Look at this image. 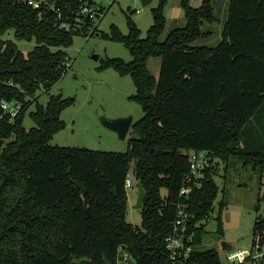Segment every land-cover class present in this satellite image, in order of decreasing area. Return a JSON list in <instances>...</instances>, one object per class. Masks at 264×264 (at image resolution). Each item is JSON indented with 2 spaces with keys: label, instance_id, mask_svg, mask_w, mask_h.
Instances as JSON below:
<instances>
[{
  "label": "trees",
  "instance_id": "16d2710c",
  "mask_svg": "<svg viewBox=\"0 0 264 264\" xmlns=\"http://www.w3.org/2000/svg\"><path fill=\"white\" fill-rule=\"evenodd\" d=\"M52 1L54 10L0 0V36L13 31V40L0 38V103L20 105L13 119L0 107V264H122L120 249L131 257L127 264H166L165 237L189 173V151L207 150L212 159L188 199L193 224L207 216L219 192L211 178L217 163L227 169L238 159L264 168V150L240 147L244 126L264 104V0H229L222 40L214 47L194 45L210 35L202 26L216 21L213 0L197 8L180 0L186 25L163 41L165 0L152 9L145 37L130 16L127 34L112 25L101 35L123 44L131 60L106 59L99 69L130 76V100L143 112L131 124L134 137L124 153L50 145L73 99L51 96L43 106L36 93L66 72L63 49L74 36L94 33L90 23L75 22L82 0ZM32 40L27 54L15 43ZM152 57L160 60L157 77L147 68ZM32 105L33 126L26 129ZM130 171L145 191L141 228L125 220ZM224 206L221 201L216 217L220 236ZM256 231L264 233V220L255 221ZM203 232L196 230L187 264H222L216 248L201 246Z\"/></svg>",
  "mask_w": 264,
  "mask_h": 264
},
{
  "label": "rangeland",
  "instance_id": "374dc122",
  "mask_svg": "<svg viewBox=\"0 0 264 264\" xmlns=\"http://www.w3.org/2000/svg\"><path fill=\"white\" fill-rule=\"evenodd\" d=\"M106 13L100 20L90 24L92 35L78 34L74 36L71 46L63 49L66 53L67 70L47 91L39 90L37 103L43 106L51 96L59 95L63 99L72 98L73 103L65 108L60 118L64 127L57 132L50 145L58 147L86 148L90 150L120 152L127 150L128 141L134 137L131 130L125 139L121 140L117 134L104 127L102 117L115 119L132 117V123L139 120L143 112L141 107L130 97L135 94V86L130 76H120L112 68L99 69L102 61L119 58L125 62L131 56L121 43L103 38L108 34L112 25L127 34V16H130L143 38L147 29L152 25V9L158 5V0H150L142 5L141 0H94ZM112 2V4H110ZM202 0H189L193 8L200 6ZM229 0H213L212 6L216 21L205 23L203 31L210 32L207 38L194 42L197 46L214 47L221 40V33L227 20ZM165 29L160 36L163 41L167 34L176 28L186 25L184 12L180 0H165L163 8ZM2 39L13 40V31L10 30ZM18 49L27 54L35 46V42L15 41ZM97 56L94 60L92 57ZM159 58H149L147 68L154 76H158ZM34 105L27 112L23 126L29 129L33 126L28 116ZM240 147L244 150H264V104L260 110L248 121L242 130ZM214 163V162H213ZM219 162L211 174L219 192L213 202L212 209L200 221L203 227V248H216L221 263H225L224 248L221 242L227 243L225 248L233 250L249 249L253 237V227L257 220H264V168L262 171L252 165H243L242 161L233 159L228 168ZM132 186L126 188L127 206L125 220L131 225L141 228V217L134 208L137 199V181L132 171L129 172ZM162 195L165 193L161 191ZM224 202L222 211L223 236L217 233L219 203ZM76 264H79L78 262Z\"/></svg>",
  "mask_w": 264,
  "mask_h": 264
},
{
  "label": "built area",
  "instance_id": "2783aa9c",
  "mask_svg": "<svg viewBox=\"0 0 264 264\" xmlns=\"http://www.w3.org/2000/svg\"><path fill=\"white\" fill-rule=\"evenodd\" d=\"M82 6L76 13L75 22L95 23L104 16L106 11L97 5L94 0H82ZM112 4V2H110ZM27 5L33 9L46 8L54 10L55 4L52 0H27ZM60 18V15L57 16ZM59 29H67V23H58ZM90 31V27L88 29ZM4 113L9 114L13 119L19 112L20 105L14 102L2 101L0 103ZM189 173L183 178L182 185L178 192L176 204V215L172 222L170 231L165 237V251L167 253L166 264H187L195 248L194 238L196 230L201 228L199 222L192 223V215L189 211L188 199L195 188H199L204 179V174L212 165V159L207 150L189 151ZM132 186V181L127 174L124 187ZM122 251L120 262L127 264L131 257L126 250ZM224 252L225 263L223 264H264V233L256 231L252 237L249 249L233 250L231 248L221 249Z\"/></svg>",
  "mask_w": 264,
  "mask_h": 264
},
{
  "label": "water",
  "instance_id": "95a60500",
  "mask_svg": "<svg viewBox=\"0 0 264 264\" xmlns=\"http://www.w3.org/2000/svg\"><path fill=\"white\" fill-rule=\"evenodd\" d=\"M150 0H141L142 5H146L149 3ZM94 60H97V56L92 57ZM101 124L106 127L107 129L115 132L118 136L119 139L123 140L125 139L131 124H132V117L126 116V117H119L115 119H108L102 117L100 119ZM137 181V180H136ZM145 197V191L139 181H137V199L136 203L134 205V208L137 209L138 211L141 210L142 208V201ZM227 243L221 242V247L225 248Z\"/></svg>",
  "mask_w": 264,
  "mask_h": 264
}]
</instances>
